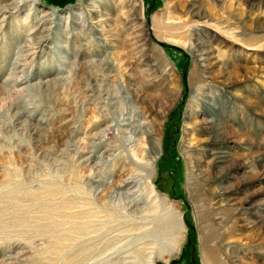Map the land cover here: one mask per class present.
<instances>
[{"label":"rangeland","instance_id":"obj_1","mask_svg":"<svg viewBox=\"0 0 264 264\" xmlns=\"http://www.w3.org/2000/svg\"><path fill=\"white\" fill-rule=\"evenodd\" d=\"M19 1L0 11V264H194L190 235L197 264H264V0L0 7Z\"/></svg>","mask_w":264,"mask_h":264},{"label":"bare ground","instance_id":"obj_2","mask_svg":"<svg viewBox=\"0 0 264 264\" xmlns=\"http://www.w3.org/2000/svg\"><path fill=\"white\" fill-rule=\"evenodd\" d=\"M22 3V1H19L18 3L15 4L14 7H0V11L3 12V13H7V12H10L12 10H14L15 8L18 7V5H20ZM49 21V20H48ZM45 24V23H44ZM198 48V47H196ZM194 49L195 52H196V56H197V60L201 63V66L206 69L207 71L208 70H212L216 65L215 63L211 64V61L213 59V50H206V49H202V48H199V49ZM201 49V50H200ZM193 52V50H192ZM192 89V88H191ZM129 120H131V122H134L132 121V119L128 118V113H125L123 112L121 114V126L124 127L122 128V135L123 134H130V136H134L138 134V131L132 126L131 123H127L129 122ZM153 131V130H152ZM146 133V132H145ZM148 136L150 138H153L154 137V134L152 132H149L148 133ZM131 137L128 138V141H131ZM151 140V139H150ZM156 141V140H155ZM153 142V141H152ZM157 147V146H156ZM154 155V157H156L157 155V150L155 149V147L152 148V153ZM159 154V153H158ZM91 158H87L86 160H84L82 163H86V162H89ZM213 166L212 168H218L220 167V165H222L223 163H226V161L224 160V158L222 156H220L219 154H216L214 153L213 154ZM256 162V161H255ZM221 168V167H220ZM222 169V168H221ZM219 170V169H218ZM130 183H133V182H125V185H129ZM126 185V186H127ZM128 196H130L131 194H127ZM220 197V196H219ZM134 202L138 201V200H135L133 199ZM132 201V202H133ZM135 206V205H134ZM138 206V204H137ZM221 207V206H220Z\"/></svg>","mask_w":264,"mask_h":264},{"label":"water","instance_id":"obj_3","mask_svg":"<svg viewBox=\"0 0 264 264\" xmlns=\"http://www.w3.org/2000/svg\"><path fill=\"white\" fill-rule=\"evenodd\" d=\"M162 47H165L166 45L165 44H161ZM183 77L184 79H186V71L185 69L183 70ZM188 94V89L186 87V90H185V96ZM185 103V97L183 98V101H182V105H184ZM188 244L192 247V257H191V260L194 264H197L196 262V248L192 245V242H191V235L189 236L188 238Z\"/></svg>","mask_w":264,"mask_h":264}]
</instances>
